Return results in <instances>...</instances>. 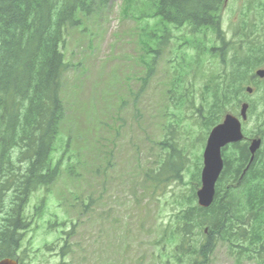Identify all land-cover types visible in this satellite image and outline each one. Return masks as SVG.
<instances>
[{
	"label": "rangeland",
	"instance_id": "obj_1",
	"mask_svg": "<svg viewBox=\"0 0 264 264\" xmlns=\"http://www.w3.org/2000/svg\"><path fill=\"white\" fill-rule=\"evenodd\" d=\"M262 1L226 0L218 35L162 26L147 16V0H113L67 31L61 93L66 116L53 154L55 162L64 156L61 175L49 190L30 198L20 264H167L178 244L176 216L199 189L196 176L209 135L198 113L201 106L206 113L205 85L210 80V88L220 84L239 55L232 44L224 60L207 50L223 46L217 36L236 44L241 18L250 22L252 6ZM155 35L164 36L159 53L147 51V45L157 48ZM199 46L203 56L196 67ZM190 66V75L181 79L182 68ZM182 80L183 87L175 90ZM259 85L256 96L240 95L255 105L244 125L249 138L264 120V82ZM173 149L181 155L182 177L166 182L161 168ZM196 240L195 232L190 244L199 247ZM197 264L258 263L219 242L209 259L203 256Z\"/></svg>",
	"mask_w": 264,
	"mask_h": 264
},
{
	"label": "trees",
	"instance_id": "obj_2",
	"mask_svg": "<svg viewBox=\"0 0 264 264\" xmlns=\"http://www.w3.org/2000/svg\"><path fill=\"white\" fill-rule=\"evenodd\" d=\"M147 1V16L158 19L162 26L192 27L200 33L203 29H219L226 0ZM112 2L0 0V261L19 260L24 231L29 226L25 216L28 202L37 192L49 190L61 175L64 156L55 162L53 154L57 152L66 116L61 97L67 71L62 51L66 33L80 27L82 17L102 12ZM254 8L250 22L241 18L233 41L236 44L222 39L223 48L218 53L223 60L230 44L239 55L234 56L229 70L220 77V84L210 88V80L205 85L202 100L206 113L202 118L207 125H217L231 109L238 108L240 102L235 101L241 100L244 81L252 70L264 67V2ZM163 39L164 36L155 35L157 48L147 45V51L159 53ZM208 53L213 56L216 51L210 49ZM152 69L150 64L143 87ZM191 69L182 68L179 77L189 76ZM184 83L177 82L175 90ZM260 83L254 81V96L260 91ZM198 113L202 114V106ZM254 114L251 106L250 117ZM256 133L263 144L251 164L248 143L235 144L232 151L224 149L225 167L210 208L195 204V190L185 200L176 216L181 224L173 233L178 244L167 264L173 260L176 264H197L203 256L206 261L219 242L227 243L239 256L264 264V120ZM179 162L181 155L173 149L161 168L163 181L182 177ZM199 178L198 172L200 187ZM195 232L199 247L190 244ZM67 255L63 248L62 257Z\"/></svg>",
	"mask_w": 264,
	"mask_h": 264
},
{
	"label": "water",
	"instance_id": "obj_3",
	"mask_svg": "<svg viewBox=\"0 0 264 264\" xmlns=\"http://www.w3.org/2000/svg\"><path fill=\"white\" fill-rule=\"evenodd\" d=\"M256 75L264 78V70H258ZM248 93H252L251 87L247 88ZM249 105L243 104L241 107V117L247 120ZM244 139L242 123L240 119L233 115H227L220 125L216 126L210 133L204 152V168L201 175L202 186L197 192L198 203L203 208L212 205L216 194V185L224 169L222 150L227 145L240 142ZM262 141L255 139L252 141L249 150L251 152V162H253L256 152L260 149ZM0 264H19L18 261L10 258L3 259Z\"/></svg>",
	"mask_w": 264,
	"mask_h": 264
}]
</instances>
